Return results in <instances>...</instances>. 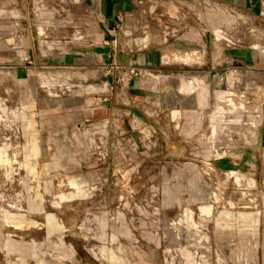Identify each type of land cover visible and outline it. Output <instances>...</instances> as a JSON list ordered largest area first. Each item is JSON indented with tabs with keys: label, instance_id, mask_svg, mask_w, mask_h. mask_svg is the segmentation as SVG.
Returning <instances> with one entry per match:
<instances>
[{
	"label": "rangeland",
	"instance_id": "374dc122",
	"mask_svg": "<svg viewBox=\"0 0 264 264\" xmlns=\"http://www.w3.org/2000/svg\"><path fill=\"white\" fill-rule=\"evenodd\" d=\"M91 3L0 0V264H114L112 237L126 264H264V5L207 4L231 25L202 64L116 61L138 73L120 101L132 79L146 90L135 116L112 96L101 119L103 93L82 88L94 84ZM181 18L174 33L193 31ZM154 76L204 78L207 93H180L179 79L165 92ZM48 82L69 92L47 94ZM76 176L87 184L70 186ZM49 213L74 220L48 238Z\"/></svg>",
	"mask_w": 264,
	"mask_h": 264
},
{
	"label": "crops",
	"instance_id": "0c3cea01",
	"mask_svg": "<svg viewBox=\"0 0 264 264\" xmlns=\"http://www.w3.org/2000/svg\"><path fill=\"white\" fill-rule=\"evenodd\" d=\"M195 2L198 3L197 14L194 12L195 9L192 8ZM207 4H209V7L219 10L252 9L254 4L257 8H261L264 5V0H92L91 5L87 6L93 12L95 11L96 15L92 13L93 15L89 19V35L86 36V44L84 45L87 54L83 58H86L89 62L86 65L85 74L88 80L94 84L82 88L93 93H103L98 97H101L102 106L104 107L101 111L97 109L95 116H101L102 119L105 114L107 115L110 112V101L113 98H118V105L125 106V109L129 111V116L136 114V106L140 103L139 100L143 98L146 83L139 79H132L128 84L129 97L127 103L120 101L122 98L121 92L123 91V82L120 81V76L125 72L120 69L131 67L130 65H138L153 71L152 68L156 66L158 57L162 59V57H169L170 54L174 55L175 59L180 58V60L183 58L190 60V58L196 57L197 60L193 64H202L206 51L214 49V43L217 47L220 46L221 40L218 35L221 32L220 28L231 25V19L220 11L206 12L209 9ZM191 12L193 15L196 14V17L190 16ZM182 16L186 18L188 23L191 22L194 28L191 32L183 31V35H178L174 33L175 29H172L175 25H183ZM189 18H192L191 21ZM154 26L163 27L166 35H163L164 33L157 34L153 29ZM43 33L44 30H41L40 34ZM213 34H215V40ZM174 40L177 43H174ZM215 56L220 59L222 57L220 54ZM116 61L120 69L114 68ZM167 71L174 73L172 68ZM154 77L159 80L165 92L170 91L174 87V82L179 79L176 88L180 93L196 94L199 91L201 99H204L207 93L204 78ZM68 88L69 85L67 84H53L50 82L45 84L47 94L69 92ZM109 89L111 94H104ZM179 116L180 112L178 110L172 112V117L175 120ZM125 120L126 118L123 119V121ZM82 179L80 176L72 177L69 179V185H86V180L83 181ZM59 197L62 198V193ZM47 217L54 218L52 221L54 224L49 225L48 238L53 233L62 231L68 225L63 224L62 221L67 222L71 218L72 223L74 220L72 219L73 216L62 218L52 213H49ZM31 225L32 223H29L27 227ZM23 227L25 225L20 223L15 226V229L19 230ZM111 241L112 247L109 256L111 263L126 264L124 257L119 255L121 249L117 246L118 238L112 237ZM190 254L188 252V259L193 262L196 261L195 255L192 254L194 257H190Z\"/></svg>",
	"mask_w": 264,
	"mask_h": 264
},
{
	"label": "built area",
	"instance_id": "2783aa9c",
	"mask_svg": "<svg viewBox=\"0 0 264 264\" xmlns=\"http://www.w3.org/2000/svg\"><path fill=\"white\" fill-rule=\"evenodd\" d=\"M129 75L130 78H133L134 77H137L138 76V73L136 72V69H129L127 73L123 74L120 76V81H124L125 80V77Z\"/></svg>",
	"mask_w": 264,
	"mask_h": 264
},
{
	"label": "bare ground",
	"instance_id": "6f19581e",
	"mask_svg": "<svg viewBox=\"0 0 264 264\" xmlns=\"http://www.w3.org/2000/svg\"><path fill=\"white\" fill-rule=\"evenodd\" d=\"M167 82V81H166Z\"/></svg>",
	"mask_w": 264,
	"mask_h": 264
}]
</instances>
